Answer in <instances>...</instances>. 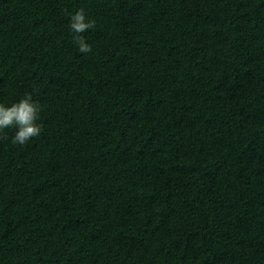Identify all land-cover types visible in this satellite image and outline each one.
<instances>
[{
	"label": "trees",
	"instance_id": "trees-1",
	"mask_svg": "<svg viewBox=\"0 0 264 264\" xmlns=\"http://www.w3.org/2000/svg\"><path fill=\"white\" fill-rule=\"evenodd\" d=\"M29 94L0 264H264V0H0V104Z\"/></svg>",
	"mask_w": 264,
	"mask_h": 264
},
{
	"label": "clouds",
	"instance_id": "clouds-1",
	"mask_svg": "<svg viewBox=\"0 0 264 264\" xmlns=\"http://www.w3.org/2000/svg\"><path fill=\"white\" fill-rule=\"evenodd\" d=\"M94 27L95 22L87 20L83 10L71 15L69 28L80 53L91 52V46L82 34ZM40 111V105L32 101L30 94L13 103L10 107L0 104V131L15 127L17 131L11 139V143L24 145L41 133V126L37 124Z\"/></svg>",
	"mask_w": 264,
	"mask_h": 264
}]
</instances>
